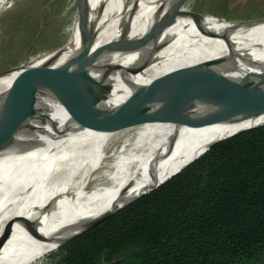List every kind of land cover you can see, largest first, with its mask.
<instances>
[{
  "label": "bare ground",
  "instance_id": "6f19581e",
  "mask_svg": "<svg viewBox=\"0 0 264 264\" xmlns=\"http://www.w3.org/2000/svg\"><path fill=\"white\" fill-rule=\"evenodd\" d=\"M7 1L0 0V9ZM181 1L89 0L88 37L70 51L66 43L30 69L14 68L0 75V109L31 96L45 83L42 75L68 62L69 52L76 58L75 69L109 44L130 45V51L145 52L161 18ZM208 30L212 36L199 37L191 21L173 23L164 37L169 40L156 61L146 66L123 63L110 76L114 91L122 92L125 98L136 96L140 103L157 90L168 73L222 52L227 54L233 37L238 40L237 68L244 73L262 72L264 20L241 26L232 36L218 23L208 26ZM79 34L78 30L75 36ZM84 49L87 54L82 56ZM176 90L171 110L158 116L170 131L143 147L131 176L119 184H111L109 178L95 182L92 179L98 171H117L100 168L107 147L144 128L152 119L119 125L116 120L128 115L108 99L98 102L105 109V114L98 117L99 126L79 125L65 136L61 133L75 123L82 109L69 108L36 117L23 135L16 168L0 187V236L4 242L0 264H30L55 251L100 222L111 210L178 172L215 141L238 128L264 121V112L258 118L255 105L222 96L188 74H180ZM42 150L49 157L37 164L36 154L42 155ZM8 160L4 149L0 153V171L2 161Z\"/></svg>",
  "mask_w": 264,
  "mask_h": 264
},
{
  "label": "trees",
  "instance_id": "16d2710c",
  "mask_svg": "<svg viewBox=\"0 0 264 264\" xmlns=\"http://www.w3.org/2000/svg\"><path fill=\"white\" fill-rule=\"evenodd\" d=\"M56 264H264V125L59 247Z\"/></svg>",
  "mask_w": 264,
  "mask_h": 264
},
{
  "label": "water",
  "instance_id": "95a60500",
  "mask_svg": "<svg viewBox=\"0 0 264 264\" xmlns=\"http://www.w3.org/2000/svg\"><path fill=\"white\" fill-rule=\"evenodd\" d=\"M182 3L183 0L161 18L151 36V45L145 52L140 50L130 51L128 50L130 45L116 47L109 44L103 49L104 51H97L90 58L85 60L77 69L74 67L76 58L71 52H69L68 62L59 69L51 70L47 74L42 75V78H46L45 83L37 87L31 96L11 105H6L0 109V153L6 149L9 157L7 162L2 161L0 187L6 182L16 168L22 147L23 135L29 129L36 117L47 113L60 112L69 108L82 109L83 111L80 112L75 123L61 133L65 136L79 125L99 126L98 117L105 114V109L101 108L98 105V102L103 99H108L128 115L125 117H119V119L116 120L119 125H125L140 119H163L158 116L168 112L173 107L177 98L176 88L178 77L181 73L188 74L201 86L222 96L238 102L255 105L258 118L262 117L264 112V68L261 73L255 74L244 73L237 68L235 51L238 40L234 37L227 54L222 52L210 59L201 60L168 73L164 77L162 83L157 87V90L140 103L136 101V96L125 98L122 92L114 91L110 76L118 72L122 68L123 63L146 66L156 61L166 42L169 40L164 38L166 32H169L170 26L177 21L183 19L191 21V28L192 30H198L199 37L212 36L208 30V26L215 25L216 23L220 25V28L224 32L232 36L233 32L239 30L241 26L249 25V23L254 21H259H227L210 14H202L192 11L184 12L180 10ZM89 13V0H81L78 27L80 34L79 36H74L68 42L69 51L77 42L85 40L90 34ZM172 33L173 36H176V33ZM86 54L87 50L84 49L81 55L85 56ZM16 69H30V65L24 68L18 67ZM11 71L12 69L0 75H5ZM263 125L264 121L259 120L256 124L238 128L231 134L212 143L204 153L222 140ZM202 155L192 160L178 172L166 178L161 183L143 190L137 196L111 210L109 214L97 224L137 201L141 197L154 191L162 184L179 174ZM2 157L3 155L1 158ZM97 224L72 237L70 240L83 234ZM3 246L4 242L0 236V255Z\"/></svg>",
  "mask_w": 264,
  "mask_h": 264
},
{
  "label": "rangeland",
  "instance_id": "374dc122",
  "mask_svg": "<svg viewBox=\"0 0 264 264\" xmlns=\"http://www.w3.org/2000/svg\"><path fill=\"white\" fill-rule=\"evenodd\" d=\"M180 9L210 14L227 21L264 19V0H185ZM80 10L81 0H8L0 9V74L13 68L32 66L41 58L59 51L77 33ZM162 120H153L116 144L109 145L100 168L118 170L111 174L98 171L92 180L109 178L111 184H119L130 177L132 166L143 147L170 131ZM47 157L48 152L36 154L37 164ZM58 250L30 264H56L53 254Z\"/></svg>",
  "mask_w": 264,
  "mask_h": 264
}]
</instances>
